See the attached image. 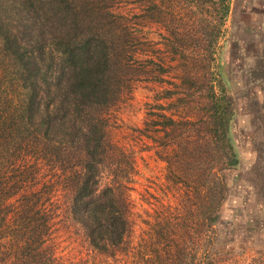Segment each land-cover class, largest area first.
I'll use <instances>...</instances> for the list:
<instances>
[{
    "label": "trees",
    "instance_id": "16d2710c",
    "mask_svg": "<svg viewBox=\"0 0 264 264\" xmlns=\"http://www.w3.org/2000/svg\"><path fill=\"white\" fill-rule=\"evenodd\" d=\"M111 1L0 0L4 140L17 146L31 140L39 158L66 180L64 202L57 210L42 206V198L31 193L13 201L17 209L9 216L10 195L0 190V264H66L56 257L51 239L54 214L80 231L90 252L112 258L129 244L127 194L133 168L121 150L103 139L104 114L121 100L136 50L130 49L125 24L110 14ZM139 2L141 21L165 22L155 0ZM182 2L194 10L182 32L169 31L171 43L177 44L172 58L181 61L174 67L178 82L173 85L179 92L167 105L181 112L158 113L153 130L157 145L168 151L167 177L183 189L184 200L178 224L160 221L153 227L142 264H199L194 246V238L201 237L198 228L213 231L218 226L234 189L241 212L238 207L232 212H245L248 201L256 211L264 209V50L253 56L240 95L253 133V155L246 164L232 133L240 115L238 96L212 64L229 0ZM168 23L175 27L173 20ZM256 85L260 97H248V89ZM18 149L13 147L12 153ZM3 153L10 156L9 148L4 146ZM261 217L242 216L243 232H264V213ZM204 264H212L211 256Z\"/></svg>",
    "mask_w": 264,
    "mask_h": 264
},
{
    "label": "rangeland",
    "instance_id": "374dc122",
    "mask_svg": "<svg viewBox=\"0 0 264 264\" xmlns=\"http://www.w3.org/2000/svg\"><path fill=\"white\" fill-rule=\"evenodd\" d=\"M155 1L165 22L153 24L147 20L141 21L139 0H113L108 3L110 14L125 24L131 34L128 37L131 51L136 50L130 64L131 71L126 76L128 85L124 87L121 100L104 114L103 139L121 150L119 152L123 160H129L133 168L130 171L131 189L127 194L132 224L129 244L121 247L112 258L90 252L85 247L80 231H74L75 227L54 214L50 216L53 218L51 239L56 245V257L66 264H142L145 254H148L147 242L156 223L178 224L181 219L183 189L167 177L164 158L168 151L161 150L157 139H154L153 120L158 113L176 116L181 112L180 109L176 111L174 107L169 109L167 106L179 92L173 85L178 82L174 67L181 61L176 56L172 58V50H177V44L171 43L169 31L182 32V26L190 24V12L194 8L191 3L186 5L182 0ZM228 6V18L220 28L212 64L219 68L223 82L233 87L238 96L240 115L233 125L232 133L247 164L253 155V133L247 127L249 117L245 110L246 100L240 95L253 56L260 55L264 50V0H229ZM171 20L175 27L169 26ZM160 68L170 72L161 73ZM258 88V85L250 87L247 96L259 98L261 93ZM4 138L3 125L0 123V156H3L0 157V190L10 195L7 201L11 209L9 216L17 209L13 201L31 193L42 198V206L47 203V206L50 205L48 208L57 210L59 204L64 202L66 180H62L63 175L54 172L39 158V152L31 140L17 146L15 141L8 142ZM11 145L19 148L16 153H12ZM107 145L106 151L110 153ZM4 146L9 148L10 156L3 153ZM232 178L236 181L237 175ZM234 190L233 201L220 213L218 226L213 231L198 228L201 237L194 238V246L198 249L199 264L210 261V256L212 264H254L256 260H264V232L246 235L241 227L242 216L255 220L261 217L264 209L258 212L256 210L259 208L248 201L245 212H232V207L240 209L237 189ZM33 210H38V206L35 205ZM229 221L232 222L231 226ZM173 240L170 238L169 242ZM163 250V247H158L162 256L166 253ZM206 254L209 257H205Z\"/></svg>",
    "mask_w": 264,
    "mask_h": 264
}]
</instances>
